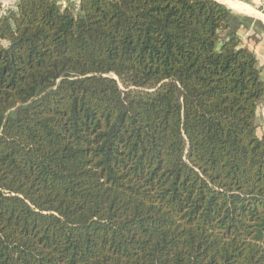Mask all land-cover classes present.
<instances>
[{"label": "trees", "instance_id": "1", "mask_svg": "<svg viewBox=\"0 0 264 264\" xmlns=\"http://www.w3.org/2000/svg\"><path fill=\"white\" fill-rule=\"evenodd\" d=\"M251 25L214 0H16L0 264H264Z\"/></svg>", "mask_w": 264, "mask_h": 264}, {"label": "crops", "instance_id": "2", "mask_svg": "<svg viewBox=\"0 0 264 264\" xmlns=\"http://www.w3.org/2000/svg\"><path fill=\"white\" fill-rule=\"evenodd\" d=\"M7 1V0H6ZM15 4L16 0H11ZM61 5H66L67 3H72L77 7L78 0H58ZM217 3L225 6L231 12L244 16L261 24L264 28V0H214ZM255 31L258 32V42L253 44L252 41L249 40ZM238 36L240 40L247 44L250 48L254 50V53L257 58V65L260 69V75L262 80L264 81V30L259 31L257 27L251 25L247 29H239Z\"/></svg>", "mask_w": 264, "mask_h": 264}, {"label": "rangeland", "instance_id": "3", "mask_svg": "<svg viewBox=\"0 0 264 264\" xmlns=\"http://www.w3.org/2000/svg\"><path fill=\"white\" fill-rule=\"evenodd\" d=\"M2 2H6V0H0V3ZM256 125H257V135L259 137H264V101L257 110Z\"/></svg>", "mask_w": 264, "mask_h": 264}, {"label": "built area", "instance_id": "4", "mask_svg": "<svg viewBox=\"0 0 264 264\" xmlns=\"http://www.w3.org/2000/svg\"><path fill=\"white\" fill-rule=\"evenodd\" d=\"M15 11V4L11 0L0 3V16L4 15L7 12Z\"/></svg>", "mask_w": 264, "mask_h": 264}]
</instances>
